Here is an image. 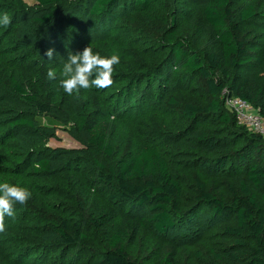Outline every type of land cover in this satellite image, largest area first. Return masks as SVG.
Returning a JSON list of instances; mask_svg holds the SVG:
<instances>
[{
	"label": "rangeland",
	"instance_id": "1",
	"mask_svg": "<svg viewBox=\"0 0 264 264\" xmlns=\"http://www.w3.org/2000/svg\"><path fill=\"white\" fill-rule=\"evenodd\" d=\"M47 1L0 0V15L7 12L11 17L7 28L0 26V182L18 184L32 192L26 204L14 206L15 219L5 217L6 231L0 233V264H90L96 252L78 251L62 262L61 251L53 248V236L41 234V228L59 216L88 220L97 211L110 207L115 186L103 180L97 162L114 163L141 146L155 147L164 154L183 185L176 202L179 211L187 214L182 217L184 224L179 223L170 233L183 246L180 264H203L198 262V254L202 252L206 259L210 249L231 244L224 232L233 225L234 216L216 217L206 207L188 213L196 205V178L225 202H233L241 195V179L227 173L229 165L220 172L210 170L205 163L191 165L193 155L199 154L191 148L195 132L216 136L217 129L228 127L215 118L195 125L183 118L181 105L208 102L205 82L197 78L173 86L162 106L157 99L151 106L143 105L139 103L140 96L134 94L135 109L125 99L119 106L120 113H112L111 107L129 85L128 75L140 74L157 57L171 51V44L164 45L169 35H176L194 51L201 53L205 49L207 40L198 39L193 27V18L203 12L204 5L201 0H160L164 9L159 15L165 22H150L136 11V0H119L115 13L103 18L89 13L96 0H53L45 4ZM233 2L243 9L255 6L259 16L244 27V32L248 40L264 47V0ZM53 11L55 15L48 25L39 23ZM174 17L176 22L172 25ZM89 44L101 56L117 52L121 62L115 66L110 87L81 89L79 99H74L60 87V73L68 53L80 52ZM49 48L55 50L51 61L44 55ZM50 69L57 73L56 79H48ZM119 75L126 81H117ZM251 76L255 83H263L264 66ZM14 83L36 102L17 93ZM145 88L143 84L140 90ZM171 96L180 106L166 104ZM37 103L49 111L43 112ZM224 108L231 117L236 116L227 104ZM18 117L33 121L35 130L13 128L12 120ZM84 117L107 124L114 157L89 145L81 126ZM39 158L51 161L50 177L33 174V164ZM152 206L139 214L151 219L155 212ZM119 222L117 219L101 230H90L98 256ZM159 247L154 234L144 232L129 248V255L139 264H154Z\"/></svg>",
	"mask_w": 264,
	"mask_h": 264
},
{
	"label": "trees",
	"instance_id": "2",
	"mask_svg": "<svg viewBox=\"0 0 264 264\" xmlns=\"http://www.w3.org/2000/svg\"><path fill=\"white\" fill-rule=\"evenodd\" d=\"M118 1L96 0L89 13L108 17L115 13ZM201 4L204 5L203 12L195 15L193 27L198 39L207 40L205 49L201 53L194 51L176 35H169L170 39L164 45L171 44V51L157 57L156 62L149 64L140 74L128 75L129 85L118 94L120 98L111 111L120 113L122 99L132 103L135 109L134 94L140 96L139 103L143 105L151 106L157 99L158 105L162 106L173 86L202 79L208 94L207 103L187 102L180 106L171 96L166 104L180 106L183 118L193 125L214 118L220 125H228L227 128L217 129L216 136L204 131L195 132L191 148L199 154L193 155L191 165L205 163L210 170L219 172L225 171L224 167L229 165L227 173L241 179V195L233 202H225L209 191L200 178H196V205L188 213L197 207H206L216 217L234 216L233 225L224 232L231 244L210 249L206 259L201 252L198 262L264 264V137L240 125L236 116L231 117L224 108L229 99L239 98L251 104L264 118V82L255 83L251 76L252 72L264 66V47L248 40L244 32V27L253 23L259 14L255 6L243 9L233 0H201ZM134 7L145 21H161L164 18L159 15L164 9L160 0H136ZM54 15L55 11L45 15L39 23L48 25ZM175 22L174 17L172 25ZM122 77L119 75L117 81H126ZM143 84L146 88L140 90ZM13 85L17 93L36 102L25 94L20 85ZM37 105L43 112L49 111L42 104ZM47 123L51 121L47 120ZM12 125L18 131L35 130L34 122L24 118L13 119ZM81 126L85 128L90 146L109 158L114 157V145L104 121L92 122L84 117ZM32 160L30 158L29 162ZM97 165L103 180L115 186L110 196L112 205L97 211L88 220L59 216L44 223L41 228V234L53 236V248L61 251L62 262L76 252L84 251L97 253L90 264H139L131 259L129 248L138 242L144 232L151 231L160 244L154 264H180L183 246L171 238L170 233L177 229L179 223L184 224L182 217L187 213L179 211L180 205L176 201L183 192V185L173 173L167 157L155 147L141 146L114 163L98 161ZM32 172L38 177H50L51 161L39 158L33 164ZM149 205H153L155 211L151 219L139 214ZM117 219H120L119 224L98 256L93 246L94 234L90 230H101Z\"/></svg>",
	"mask_w": 264,
	"mask_h": 264
},
{
	"label": "clouds",
	"instance_id": "3",
	"mask_svg": "<svg viewBox=\"0 0 264 264\" xmlns=\"http://www.w3.org/2000/svg\"><path fill=\"white\" fill-rule=\"evenodd\" d=\"M11 23V17L7 12L0 15V26L7 28ZM55 50L49 48L44 55L48 60L53 59ZM121 57L117 52L110 56H101L94 53L91 44L85 46L82 51L69 52L67 59L63 62L59 84L64 92L79 99L81 89H104L110 87L113 81L115 66L120 64ZM49 80L56 79L57 73L49 70ZM39 168V164L35 165ZM32 197V192L24 186L0 182V233L6 231L5 217L15 219V205L26 204Z\"/></svg>",
	"mask_w": 264,
	"mask_h": 264
},
{
	"label": "built area",
	"instance_id": "4",
	"mask_svg": "<svg viewBox=\"0 0 264 264\" xmlns=\"http://www.w3.org/2000/svg\"><path fill=\"white\" fill-rule=\"evenodd\" d=\"M226 104L236 111V119L240 125L264 137V118L260 116L258 110L239 98L229 99Z\"/></svg>",
	"mask_w": 264,
	"mask_h": 264
}]
</instances>
